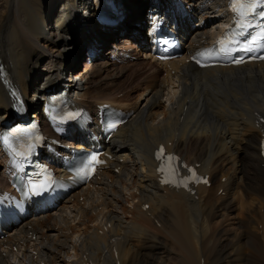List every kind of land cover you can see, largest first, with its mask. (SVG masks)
I'll use <instances>...</instances> for the list:
<instances>
[{
  "label": "bare ground",
  "instance_id": "1",
  "mask_svg": "<svg viewBox=\"0 0 264 264\" xmlns=\"http://www.w3.org/2000/svg\"><path fill=\"white\" fill-rule=\"evenodd\" d=\"M184 1L193 24L181 35L182 57L159 64L133 43L108 46L121 24L113 21L107 38L96 37L106 50L80 67L81 49L93 24L81 21L77 13L83 4L91 9L90 0L5 1L0 111L9 101L3 70L23 94L42 100L65 62L68 79L58 86L73 102L100 106L116 101L129 118L102 144L113 156L112 167L52 212L32 213L0 238V264H12L6 255L14 248L18 252L12 256L19 264H27L28 258V264H154V255L169 240L187 264H264V158L259 151L264 63L193 67L187 61L189 52L215 39L226 21L223 8L216 6L222 0ZM122 6L126 18L121 25L126 29L139 23L143 12L135 18L146 2L122 0ZM59 10L64 13L61 22L47 20ZM81 24L84 29L78 28ZM27 36H35L40 44L45 41L54 52H43L42 45L27 41ZM69 39L75 54H68ZM121 51L129 57L122 58ZM105 52L108 56L102 55ZM43 58L53 65L44 75L36 71ZM172 71L176 75L170 76ZM160 144L199 164L211 185L198 187L191 196L161 186L154 162ZM4 172L0 154V181Z\"/></svg>",
  "mask_w": 264,
  "mask_h": 264
},
{
  "label": "rangeland",
  "instance_id": "2",
  "mask_svg": "<svg viewBox=\"0 0 264 264\" xmlns=\"http://www.w3.org/2000/svg\"><path fill=\"white\" fill-rule=\"evenodd\" d=\"M6 1V0H5ZM4 0H0V19L5 17L7 14L5 12V2ZM145 6V5H144ZM144 6L142 8H140V12L138 13L137 17L135 18V20L138 19V17L141 15L142 11L144 10ZM58 8H60V5L58 6ZM89 23V22H88ZM137 23V22H136ZM78 28L80 29H84L82 27V24L81 26L78 25ZM195 30V29H194ZM193 30V31H194ZM193 31H189L188 35H192L193 34ZM104 37V36H103ZM100 39V37L98 38ZM26 40H30L32 43H37V45H39L41 47L42 45V49L44 50L43 52H48V53H53L54 50L52 48V46H50L49 44L45 43V41H42L41 44L40 42H37L35 36H32V38H30L29 36H27ZM73 44V40L72 39H69V44H68V48L69 46L71 47L70 49H72V51H68L69 53L68 54H75L76 52L74 51V46L75 45H72ZM69 49V50H70ZM53 51V52H52ZM107 55V52L103 53L102 55ZM108 56V55H107ZM82 57V56H81ZM33 62L35 61L34 58H32ZM53 68V65L52 64H49V59L47 58H43L42 61L39 63L38 65V68L36 69V71H38V73H45V72H42L44 69H52ZM53 70V69H52ZM46 74V73H45ZM47 78V77H46ZM68 79V78H67ZM66 79V80H67ZM41 86H42V83H41ZM41 88V87H40ZM42 90V88H41ZM42 99V98H41ZM41 101V100H40ZM166 101V97L163 98V102L165 103ZM167 104V103H166ZM129 179V178H128ZM86 188V187H85ZM95 215V214H94ZM96 216V215H95ZM72 218V217H69V219ZM72 220V219H70ZM222 218L218 217L217 221H221ZM220 223V222H219ZM227 225V224H226ZM170 241V240H169ZM167 241V243H164V247L163 249H159L160 251H158L159 253H156L154 255V264L158 263V264H187V263H184L183 260H182V257H181V251L179 249V247H177V245H175L173 242H169ZM165 242V241H164ZM166 245V246H165ZM208 245H204L203 246V249H206ZM167 249V250H166ZM71 253V252H70ZM160 258V259H159ZM8 262H11L12 264H19V261L16 260V257L13 258V256H9L7 258ZM162 259V260H161ZM30 258H28V263L30 262L29 261ZM159 261V262H158ZM197 260H193V263L192 264H199L198 261L196 262ZM259 261V260H258ZM27 263V264H28ZM188 264H191L190 262ZM246 264H252V262L250 263H247Z\"/></svg>",
  "mask_w": 264,
  "mask_h": 264
},
{
  "label": "snow or ice",
  "instance_id": "3",
  "mask_svg": "<svg viewBox=\"0 0 264 264\" xmlns=\"http://www.w3.org/2000/svg\"><path fill=\"white\" fill-rule=\"evenodd\" d=\"M258 2H260V0H236V3L234 5V10L241 13L242 15H247L249 13H251L257 6H258ZM235 41L232 40V38L229 36V37H225L223 38L220 43L221 45L223 46L221 48L222 51H226L227 50V45L228 44H231V43H234ZM241 61H237V63H239ZM162 153H163V149H161V154H158V158H162V159H166L168 161H174L175 158L174 157H162ZM91 162H96L98 163V159L97 157L93 156L91 158ZM169 172L171 174H175V169L174 167H171L169 166ZM161 172H164L165 171V168L162 167L160 169ZM165 182H172L170 180H166ZM34 187V191H37V194H39L38 190H41L44 188V185H35L33 186Z\"/></svg>",
  "mask_w": 264,
  "mask_h": 264
}]
</instances>
